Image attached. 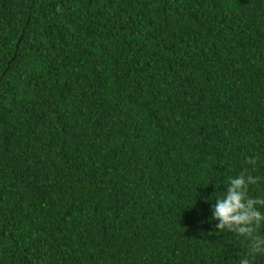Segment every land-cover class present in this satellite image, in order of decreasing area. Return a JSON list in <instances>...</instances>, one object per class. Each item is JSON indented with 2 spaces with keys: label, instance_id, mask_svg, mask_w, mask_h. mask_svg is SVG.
Wrapping results in <instances>:
<instances>
[{
  "label": "trees",
  "instance_id": "16d2710c",
  "mask_svg": "<svg viewBox=\"0 0 264 264\" xmlns=\"http://www.w3.org/2000/svg\"><path fill=\"white\" fill-rule=\"evenodd\" d=\"M241 171L264 0H0V264H234L201 197Z\"/></svg>",
  "mask_w": 264,
  "mask_h": 264
},
{
  "label": "clouds",
  "instance_id": "9594fccd",
  "mask_svg": "<svg viewBox=\"0 0 264 264\" xmlns=\"http://www.w3.org/2000/svg\"><path fill=\"white\" fill-rule=\"evenodd\" d=\"M257 179L248 171L219 178L218 183L213 177L208 184H212L214 191L201 197L204 202L213 201L208 219L215 221L214 230L245 244L234 264H255L258 257H264V195H252L249 191ZM220 185L224 187L221 189Z\"/></svg>",
  "mask_w": 264,
  "mask_h": 264
}]
</instances>
